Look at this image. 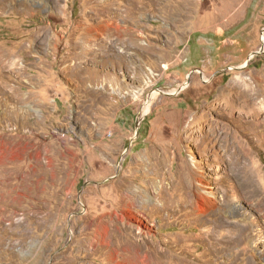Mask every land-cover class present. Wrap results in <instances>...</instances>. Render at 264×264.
Wrapping results in <instances>:
<instances>
[{
	"label": "rangeland",
	"instance_id": "1",
	"mask_svg": "<svg viewBox=\"0 0 264 264\" xmlns=\"http://www.w3.org/2000/svg\"><path fill=\"white\" fill-rule=\"evenodd\" d=\"M0 264H264V0H0Z\"/></svg>",
	"mask_w": 264,
	"mask_h": 264
},
{
	"label": "bare ground",
	"instance_id": "2",
	"mask_svg": "<svg viewBox=\"0 0 264 264\" xmlns=\"http://www.w3.org/2000/svg\"><path fill=\"white\" fill-rule=\"evenodd\" d=\"M124 34H128V35H130L131 33H130V31H128L127 33H117L116 35H117V38H118V40L119 39H121L122 38V36L124 35ZM113 37V36H112ZM115 38V37H114ZM125 41V40H124ZM112 43V42H111ZM114 43V42H113ZM112 43V44H113ZM120 43H121V41H120ZM252 96V95H251ZM240 98H242V96H240ZM150 99V98H149ZM251 99V98H250ZM254 101V100H253ZM151 102V101H150ZM149 103V102H148ZM250 104V103H249ZM252 105V104H251ZM254 106V105H253ZM247 107V106H246ZM147 108V107H146ZM251 108V107H250ZM253 108V107H252ZM263 110V107H262V105H261V103H260V112ZM252 117V116H251ZM160 160V159H159ZM157 162V161H156ZM159 162H161V160L159 161ZM161 164V163H160ZM147 185V184H146ZM153 185V184H152ZM206 198V197H205ZM129 200V199H128ZM206 200V199H205ZM206 202V201H205ZM211 204V203H210ZM205 211V210H204ZM222 232V231H221ZM225 235V234H224ZM228 235V234H227ZM219 239V238H218ZM221 241H225V242H228L227 240H222V237H221V239H220ZM219 240V241H220Z\"/></svg>",
	"mask_w": 264,
	"mask_h": 264
}]
</instances>
